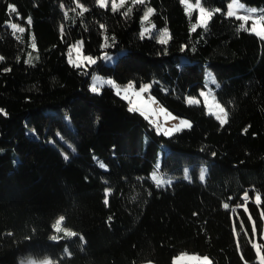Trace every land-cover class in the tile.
<instances>
[{
  "label": "trees",
  "instance_id": "16d2710c",
  "mask_svg": "<svg viewBox=\"0 0 264 264\" xmlns=\"http://www.w3.org/2000/svg\"><path fill=\"white\" fill-rule=\"evenodd\" d=\"M240 1L264 17V0ZM230 2L201 0L221 11L206 32H193L199 12L189 18L181 0H129L117 12L110 2L79 0L83 16L72 11L74 0H0V109L7 113L0 114V264L28 257L174 264L182 253L206 255L210 264H262L264 39L246 30L249 22L240 29L242 21L226 16ZM146 7L156 10L155 28L141 38ZM13 23L25 31L14 34ZM165 27L166 45L157 37ZM77 41L94 64L68 63ZM208 69L219 87L208 85ZM95 73L122 86L149 84L192 127L158 134L111 85L92 92ZM207 85L228 113L223 126L200 96ZM155 170L158 180L162 173L174 180L159 184Z\"/></svg>",
  "mask_w": 264,
  "mask_h": 264
},
{
  "label": "snow or ice",
  "instance_id": "6c2138e0",
  "mask_svg": "<svg viewBox=\"0 0 264 264\" xmlns=\"http://www.w3.org/2000/svg\"><path fill=\"white\" fill-rule=\"evenodd\" d=\"M76 7L72 9V11H76V9H79L78 15L83 16L85 12L88 11L87 8H85L82 4L79 3V0H74ZM109 2L111 3V10L113 12L119 11L121 8L125 6L129 2V0H96V3L101 8H107L109 5ZM181 3L185 6V13L189 16V18L192 15L193 9L199 10V16L197 18L196 23L192 26L191 31H196V29L203 28L206 32L208 30V24L211 18L213 17L214 13L220 12L221 9L216 8L211 11H209L207 8L203 7L201 4V0H196L195 4H192L190 0H181ZM132 5H144L145 0H131ZM63 7V5H62ZM244 8L243 4L239 3V0H232V3L228 5V11L226 13L227 17H235L236 19L242 21L240 24V29H245L246 23L251 19L252 25L250 29H246L248 31H251L255 33L257 36H259L261 39H264V23H262V20H264V17L261 18H254L251 15H238L237 10ZM9 13L16 12V8L14 5L9 4L8 5ZM155 9L152 7H146V10L144 11L142 17H141V24H142V31L139 33L141 38H144L146 35L152 34V29L155 28V25L152 24L150 17L155 13ZM132 12V8L129 7L126 11L122 13V15L127 18L130 16ZM248 13H255L256 9H247ZM65 16H67V12H65ZM27 23L31 24V19L29 18L27 20ZM15 34V32L23 33L25 29L23 27H19L17 24L13 23L9 25ZM101 29H104V25H100ZM61 31H63V27L61 28ZM106 31V30H105ZM158 42L160 44H167L169 40L171 39V34L167 27H165L163 30L159 31L157 33ZM19 38V37H17ZM112 42H115V37L113 36L111 38ZM104 47H109V37L105 35L104 37ZM32 49H36V43L35 38L33 37V42L31 44ZM83 41H77L75 44L70 45L68 49V63L74 67H81L85 62L87 64H94L96 62L95 58L84 55L83 54ZM73 53H75V57H73ZM38 59V57H36ZM105 59H108L107 54L105 53ZM33 57L31 54H29V59L25 61L27 64L32 63ZM0 60H3V57H0ZM5 72L10 71V69H4ZM209 79L212 81L213 84H216L217 87H219V84L216 82L215 77L212 76V74H209ZM98 80V78L94 77V83L91 86V91L94 93H99L100 88L97 86V83L95 82ZM103 83H107L109 85H112L113 87H117L115 85V82L112 80L105 81ZM150 85H144L142 86L139 91H135L134 95L137 97V100H131L128 96V92L133 89V85L130 82L129 85L123 90L124 91V99L129 100V111L130 112H139L141 115H144L146 119H150L152 117H157L159 115H163L165 120L167 119H175V117L172 116L171 113L167 111V109H164L163 107L159 109H153L151 105L155 103V98L149 97L147 100H144L141 98V94L146 92L149 89ZM117 94H120V89L117 87ZM200 96L204 97L205 106L207 109V112L211 115L215 116V119L219 121L220 125L223 126L227 123V117L228 113L225 110V108L216 101V97L213 93H211V90H209V93L201 92ZM209 96H211V99H209ZM186 102L188 104H196L199 103V101L194 97H187ZM0 114L7 115L4 109H0ZM153 123L156 124V130L158 134H163L166 136H171L173 133L180 132L183 129H189L192 127V124L187 119H180L178 124L173 125L171 128H164L163 125L159 124L156 120H153ZM247 131V129H245ZM67 159V157H65ZM98 167L101 169H105L106 165L103 162H98Z\"/></svg>",
  "mask_w": 264,
  "mask_h": 264
},
{
  "label": "rangeland",
  "instance_id": "374dc122",
  "mask_svg": "<svg viewBox=\"0 0 264 264\" xmlns=\"http://www.w3.org/2000/svg\"><path fill=\"white\" fill-rule=\"evenodd\" d=\"M192 3V2H191ZM232 3V0L231 2ZM239 3L240 4H243L244 5V8L242 9H238L237 12H238V15H251L253 16L254 18H261V17H258L255 15V13H248L247 12V9H252L250 7H248L246 4H244L242 1L239 0ZM192 4H195L194 2ZM198 10V9H197ZM199 12V10H198ZM249 29L251 28V25H252V20L250 19L249 21ZM262 23H263V20H262ZM83 50V49H82ZM83 54L86 55L83 51ZM89 56V55H88ZM73 57H75V53H73ZM108 61H112L111 59H109ZM89 64H87V62H85L83 64V66H88ZM91 65V64H90ZM212 74V76L215 77V75L213 74V72L211 70H207V83L208 85L210 86V84L212 83V81L209 79V74ZM94 77L95 78H98V80H96L95 82L97 83V86L101 89V87H103L104 85H109L107 83H103L105 81H108V80H112L114 81L113 78L111 77H104L98 73H95L93 74L92 76V79H91V84H90V89H91V86L92 84L94 83ZM115 82V81H114ZM115 85L120 89V96L123 98L124 97V89L129 85H125V86H122V85H118L116 82H115ZM133 85V89L130 90L128 92V96L131 100H134L136 101L137 100V97H135L134 95V92L135 91H139V89L144 86V85H149V84H143L142 86L140 87H137L135 86L134 84ZM207 85V88H203L201 89L200 93L201 92H205L206 94L209 93V90H211V93H213L216 97V101L218 103L219 100L217 99V96H216V93L210 89V87ZM112 86V85H111ZM113 87V86H112ZM117 87H113L117 93ZM149 97H153L152 94L150 93V89H148L146 92L142 93L141 94V98L144 99V100H147ZM155 98V97H153ZM124 99V98H123ZM204 99V97H203ZM209 99H211V96H209ZM126 100V99H125ZM129 102V100H126ZM205 102V101H204ZM221 104V103H220ZM222 105V104H221ZM223 106V105H222ZM151 107L153 109H159L161 107H163L164 109H167V111L169 113L172 114L173 117H175V119H167L165 120L164 116L161 114L157 117H152L150 118L149 120L153 123V120H156L159 124L163 125L164 128H171L173 125L175 124H178L180 119H187L191 122L192 124V121L191 119L187 118V117H184V116H180V115H177L175 114L174 112H172L170 109H168L166 106H164L161 102H159L156 98H155V103H153L151 105ZM227 120H228V117H227ZM154 124V123H153ZM154 126L156 127V124H154ZM159 167V166H158ZM156 167V169L158 168ZM203 174H202V177H204L207 173V166H204L203 169ZM162 176L163 178L158 180L157 176H156V170L153 171L152 173V177L159 183V184H163V183H170L172 182L174 179L172 176H169L168 177V182H166V176L164 175V173H162ZM60 222V220L58 221V223ZM70 234V233H68ZM55 239H59L60 238V234L59 232H57L54 236ZM257 252H258V259L260 262H262V264H264V260H263V257H262V252H261V249L259 248V246H257ZM211 263V259L206 256V255H200V254H196V253H182L180 254L179 256H177L175 259H174V264H210ZM19 264H57L56 262H54L53 260L49 259V258H42V259H36V258H33V257H28V258H21L19 259ZM142 264H155L154 262L152 261H148V262H144Z\"/></svg>",
  "mask_w": 264,
  "mask_h": 264
},
{
  "label": "water",
  "instance_id": "95a60500",
  "mask_svg": "<svg viewBox=\"0 0 264 264\" xmlns=\"http://www.w3.org/2000/svg\"><path fill=\"white\" fill-rule=\"evenodd\" d=\"M244 198H247V195H244Z\"/></svg>",
  "mask_w": 264,
  "mask_h": 264
}]
</instances>
